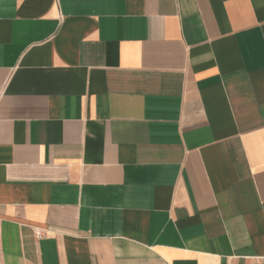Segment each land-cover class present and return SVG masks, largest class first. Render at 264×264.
Listing matches in <instances>:
<instances>
[{
    "label": "crops",
    "instance_id": "1",
    "mask_svg": "<svg viewBox=\"0 0 264 264\" xmlns=\"http://www.w3.org/2000/svg\"><path fill=\"white\" fill-rule=\"evenodd\" d=\"M0 264H264V0H0Z\"/></svg>",
    "mask_w": 264,
    "mask_h": 264
}]
</instances>
